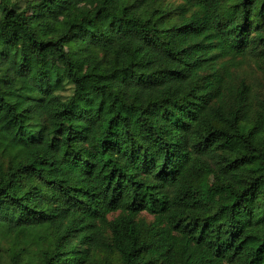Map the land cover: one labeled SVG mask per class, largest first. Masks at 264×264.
Listing matches in <instances>:
<instances>
[{"label": "trees", "instance_id": "obj_1", "mask_svg": "<svg viewBox=\"0 0 264 264\" xmlns=\"http://www.w3.org/2000/svg\"><path fill=\"white\" fill-rule=\"evenodd\" d=\"M87 1H0V264H264V0Z\"/></svg>", "mask_w": 264, "mask_h": 264}, {"label": "rangeland", "instance_id": "obj_2", "mask_svg": "<svg viewBox=\"0 0 264 264\" xmlns=\"http://www.w3.org/2000/svg\"><path fill=\"white\" fill-rule=\"evenodd\" d=\"M94 6L95 3L93 0H89L87 2H79L71 7V11H73L74 13H79L80 9L83 7L93 8ZM59 27H62V24H59ZM240 72L247 79L248 84L252 88L253 93L257 95V97H261L262 95H264V71L259 68L255 59L251 57L243 58V64L242 66H240ZM214 183L215 181L213 175L209 172H204L198 182V188L211 202L229 203L230 197L226 193H217L213 191L212 187L214 186ZM148 219L152 220L151 217H148ZM115 264L119 263L115 262Z\"/></svg>", "mask_w": 264, "mask_h": 264}]
</instances>
